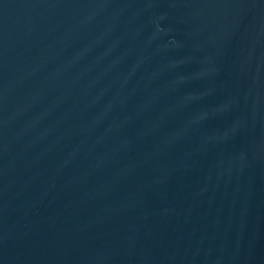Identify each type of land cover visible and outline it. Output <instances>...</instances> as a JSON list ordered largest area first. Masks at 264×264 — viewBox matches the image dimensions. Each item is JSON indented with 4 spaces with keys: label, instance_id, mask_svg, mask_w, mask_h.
<instances>
[{
    "label": "water",
    "instance_id": "1",
    "mask_svg": "<svg viewBox=\"0 0 264 264\" xmlns=\"http://www.w3.org/2000/svg\"><path fill=\"white\" fill-rule=\"evenodd\" d=\"M0 264H264V0H0Z\"/></svg>",
    "mask_w": 264,
    "mask_h": 264
}]
</instances>
